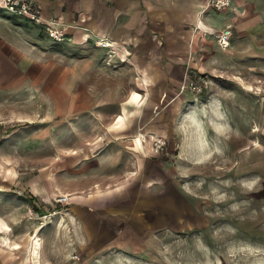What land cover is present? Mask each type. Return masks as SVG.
Segmentation results:
<instances>
[{"label": "crops", "instance_id": "1", "mask_svg": "<svg viewBox=\"0 0 264 264\" xmlns=\"http://www.w3.org/2000/svg\"><path fill=\"white\" fill-rule=\"evenodd\" d=\"M34 2L44 18L57 19L55 26L67 36L63 41H54L33 24V35L42 43L38 46V60L41 62L48 53L58 61L57 65L50 63L51 67L59 69L54 82L53 79L52 83L39 85L40 97L50 103L55 113L62 108L68 111L95 108L99 119L91 117L89 110L61 119L68 123L114 124L102 133L93 130L88 134L92 137L96 133L102 140L103 133L105 138L107 132L115 131L119 143L100 145V151L94 153L100 143L93 141L88 147V157L79 162L82 167L79 186L83 190L76 194L69 191L70 205L60 215L68 223L62 242L59 243L57 213L48 217L44 227L34 231L39 242L35 245L29 243L30 231H22L20 227L0 228V264H67L87 259V264H112L109 259L113 257L133 260L135 256L122 249L128 245L141 246L139 241L145 236L158 238L165 229L160 224V211L165 205H178L181 215L189 216L187 220L196 223L200 214L192 210L186 195L192 197V205L197 209L204 200L198 185L191 188L193 194L183 189L184 184L190 188L189 181L183 184L175 177L167 181L156 179L151 143L156 134L168 133L160 121L156 122V117L161 113V119L167 115L173 119L185 106L183 120L190 121L198 133L192 137L172 124L166 145L168 149L177 146L178 157L174 162L179 168L167 165L168 173L188 167L190 155L193 163H199L211 152L213 138L197 131V117L191 116L188 109L205 108L209 120L217 122L222 114L231 124V114L238 110L239 104L250 102L245 94L263 85L261 80L257 83L252 79L264 76V0H231L228 8L219 11L208 7V0ZM227 27L231 29L230 41L227 47H221L212 31ZM101 40L111 45L98 44ZM102 47L106 48L105 53L95 52ZM3 57L0 53V59ZM7 68L0 67V76L6 75ZM40 68L41 77L48 66ZM111 75L116 77L114 85L107 82ZM199 76L215 77L204 97L197 99L190 92H179L184 78ZM94 77L99 82L92 81ZM237 92L242 94L241 100ZM259 102L264 107V96ZM261 122L264 124V116ZM51 150V156L58 157V151ZM119 155L121 160L116 164ZM72 156L73 152L67 155L66 163L53 158L21 187L28 196L49 201L65 182L68 186L75 182ZM60 165L66 166L60 172L65 174L64 183L60 180ZM212 187L210 183L206 196ZM5 209L0 211V220L8 227L16 226L19 209L13 211L11 205ZM202 223L200 219L201 226ZM74 253L77 257L72 259Z\"/></svg>", "mask_w": 264, "mask_h": 264}, {"label": "rangeland", "instance_id": "2", "mask_svg": "<svg viewBox=\"0 0 264 264\" xmlns=\"http://www.w3.org/2000/svg\"><path fill=\"white\" fill-rule=\"evenodd\" d=\"M34 29L31 20L9 13L0 7V53L4 55L0 59V67L3 65L9 67L6 75L0 76V145L7 140L0 147V211H5L10 205L13 211L19 209L16 210L19 215L18 223L15 224L16 226L9 225V228L20 227L22 231L32 232L31 235L36 229L39 230L41 226L46 225L48 217L57 213L59 243H61V239L66 237L68 223L66 218L60 215L66 212L70 205L69 191L76 194L82 189L79 186L82 179L80 170L82 167L79 162L88 157V147L93 141L100 143L94 151L98 153L103 146L119 143V138L114 135L115 131L107 132L108 136L105 138L103 133L102 140L96 133L91 134L92 137L95 136L94 138L88 134L93 130L102 133L114 124L68 123L61 119L63 116L71 117L81 111H91L90 108H76L74 111L62 108V111L55 113L50 103L40 97L39 85L52 83L59 69L51 67L50 63L57 65L58 61L48 53L40 59L41 62L38 60L37 54L40 53L38 46L41 47L42 43L33 35ZM37 36H40V33ZM105 51L104 47L95 50L97 53H105ZM62 62L66 64L65 60ZM43 65H47L48 69L40 77V67ZM206 78L209 86L212 78L215 77ZM217 78L229 79L226 76H217ZM97 79L98 77H94L92 81L99 82ZM252 80L257 83L261 80L263 85L259 88H251L252 90L245 94L250 102L247 105L239 104L238 110L231 114L229 122L231 124L227 123L226 117L222 114L217 122L209 120L205 108L195 106L188 109L191 116L197 117L195 120L197 131H201L207 137L211 136L214 140L209 150L211 152L205 158L202 157L199 163H193V155H190L188 157L190 162L187 161L188 167H184L183 172L176 169L177 171L170 174L167 165L179 168V164L174 162L178 157L177 146L168 149L166 145L163 150L154 152L156 179L167 181L168 178L175 177L183 184L189 181L190 188L185 184L183 188L187 193L193 194L194 189L191 188L198 185L200 192L204 194V200L199 202L198 209L192 205V197L186 195L192 210L199 212L202 226L199 224L200 219H197L196 223L195 220H187L189 216L181 215L182 209L179 210L178 205L173 206L170 203L160 211L162 215L160 224L165 229L160 231L158 238L153 239L152 235H144L145 237L139 241L141 246L128 245L122 249L127 254H133L135 259L121 260L119 257H113L109 262L112 264H264V124L260 123L264 116V107H260L259 102L260 97L264 96V76L263 78L256 76ZM63 81L64 79L60 83H65ZM115 81L114 75L108 77V83L114 85ZM206 91L196 95L197 99L204 97ZM236 94L239 100L243 98L241 93ZM185 97L188 98L189 95ZM180 110L173 119L167 114L165 119L164 117L161 119V113L156 117V122L160 121L163 124L160 125L168 132L164 136L161 134L166 141L169 135L171 136L172 124L184 133H191L192 137L198 134L190 121L183 120L185 113L182 110H185V106ZM96 112L95 108L92 109L91 117L99 119L97 118L99 114ZM199 113H204L203 117ZM52 148L58 151V157L51 156ZM110 150L115 151V149ZM72 152L75 182L70 186L63 182L62 177H65V174L61 175L63 173L60 172L61 168L66 166L60 165V180L65 186L64 184L60 186L49 201L38 198L32 201V204L41 211L40 213L46 216L30 219L26 214V207L31 203H22L25 197H28V193L21 184L36 175L41 167L48 166L53 158H58L59 163H66L67 155ZM120 160L121 155L118 156L116 164ZM210 183L213 187L208 197L206 192ZM57 195H68V202L55 203L54 197ZM74 255L76 253L72 255V259L77 257ZM74 261L67 264H87L88 259L85 262Z\"/></svg>", "mask_w": 264, "mask_h": 264}, {"label": "built area", "instance_id": "3", "mask_svg": "<svg viewBox=\"0 0 264 264\" xmlns=\"http://www.w3.org/2000/svg\"><path fill=\"white\" fill-rule=\"evenodd\" d=\"M207 4L208 7L219 11L228 8L231 4V0H208ZM0 7L9 13L31 20L34 25H43L47 37L54 41H63L67 39L66 34L55 26L56 23H58L57 19L55 17L44 18L40 11V7L36 5L34 0H0ZM212 34L216 38L219 46H228L231 37L230 28L227 27L221 30L216 29L212 31ZM97 43L103 45L107 42L101 40ZM208 82L205 76L186 77L179 85V92L187 91L194 95H201L207 89ZM151 144L153 151L159 152L165 148L166 139L161 135H157L154 136ZM54 202L66 204L68 202V195H57L54 197ZM26 214L30 219L45 218L46 216L45 214H38L31 205L26 207ZM74 257H76V255H74Z\"/></svg>", "mask_w": 264, "mask_h": 264}, {"label": "bare ground", "instance_id": "4", "mask_svg": "<svg viewBox=\"0 0 264 264\" xmlns=\"http://www.w3.org/2000/svg\"><path fill=\"white\" fill-rule=\"evenodd\" d=\"M102 43V42H101ZM103 45H107V46H110L111 45V43H109V42H107V43H104ZM163 125V124H162ZM138 139H136V141H137ZM139 141V140H138ZM137 141V142H138ZM0 228H2L3 230H8L9 229V227L7 226V225H5L4 223H2V222H0ZM33 243V245H35L36 243L38 244L39 242H38V235L36 234V233H34V235H30V241H29V243ZM29 243L27 244V246H30L29 245ZM32 250L33 251H35L34 250V247L32 248ZM32 251V252H33Z\"/></svg>", "mask_w": 264, "mask_h": 264}, {"label": "trees", "instance_id": "5", "mask_svg": "<svg viewBox=\"0 0 264 264\" xmlns=\"http://www.w3.org/2000/svg\"><path fill=\"white\" fill-rule=\"evenodd\" d=\"M40 28H41V30H44V26L43 25H38ZM45 32V31H44ZM46 34V33H45ZM47 36V35H46ZM7 141V140H6ZM6 141H3L2 143H1V145H0V147L1 146H3V144L4 143H6ZM37 198L35 197V196H32V195H29L28 197H25V201L26 202H28V203H31L30 205L33 207V209L38 213V214H40V212L41 211H39L38 210V208L37 207H35V205L34 204H32V201H34V200H36ZM41 228H42V226H41ZM40 228V229H41Z\"/></svg>", "mask_w": 264, "mask_h": 264}]
</instances>
